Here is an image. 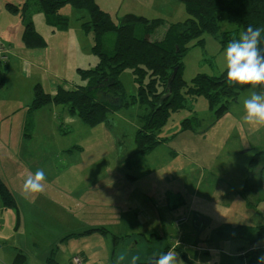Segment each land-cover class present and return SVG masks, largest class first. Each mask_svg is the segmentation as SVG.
<instances>
[{"label": "rangeland", "instance_id": "1", "mask_svg": "<svg viewBox=\"0 0 264 264\" xmlns=\"http://www.w3.org/2000/svg\"><path fill=\"white\" fill-rule=\"evenodd\" d=\"M7 1L19 7L27 0H0V9ZM96 1L103 11L112 12L117 22L130 13L148 19L162 18L169 24L188 18L179 0ZM62 12L70 18L68 32H54L42 12L32 17L46 47L55 50L56 65L50 66L48 73L40 64L25 70L23 62L9 54L16 50V44L25 48L21 44L24 22L21 12H10L5 5L0 12V41H13L10 52L7 49L10 61L2 62L0 56V82H5L0 87V120L4 119L2 122L9 125L14 122L15 130H20L11 137L2 131L0 180L16 195L23 212L37 217L48 228L80 225V232L98 227L108 232L103 235L93 231L63 240L52 246L56 249L53 256L63 258L59 257V263L64 260L68 263V250L75 254L77 249H85L87 264H114L117 255L114 258L113 236L155 233L163 237L170 249L178 247L182 250L194 264H244L239 259L245 252L241 248H249L251 240L222 237L219 228L224 224L234 227L264 225V200L249 206L244 195L250 163L257 152L264 151V127L251 126L242 119L241 98L247 95L251 86L221 112L212 108L205 96L186 95L187 106L172 113L161 131L164 142L146 154V169H127L122 164L137 154L135 138L141 127L140 118L146 113L144 105L137 99L138 85L131 69H126L120 76L130 97L128 107L121 108L108 121L90 127L67 107L53 105L47 115L51 121L41 120L39 134L30 143L26 138L35 134V112L30 131L26 123L35 87L40 84L44 91L53 94L57 88L49 87L52 82L67 90L87 85L81 80L79 70L94 69L97 65L92 52L93 33H86L83 26L90 22L89 14L71 4ZM16 23L21 32L8 35L5 27ZM235 29L238 28L234 24L222 23L221 32ZM165 30L166 27L158 29L153 40L161 39ZM221 32L217 36L205 34L204 47L197 46V41L189 44L190 50L183 60L186 82L198 74L215 77L226 70ZM25 50L41 54L40 49ZM15 53L18 55L17 50ZM38 58L44 59L38 55L26 60L32 63ZM12 109L11 116L5 118V113ZM21 114L24 124L20 121ZM22 135L24 140H20ZM37 169L46 174L44 191L25 196L22 193L24 181ZM259 175L264 196V169ZM4 214L3 232L11 237L15 223L12 225L10 216L15 218L16 212L6 209ZM182 218L185 221L179 224ZM22 224L21 240L28 264H54L47 263V257L41 258L47 243L44 236L39 237L43 231L35 230L29 223L25 233V221ZM34 239L41 242L38 247L32 245ZM256 245L264 246V240ZM138 247V244L133 245V254V249ZM144 248L140 246L136 254L145 256L141 251ZM149 252L152 254L151 250ZM177 252L184 261L182 254Z\"/></svg>", "mask_w": 264, "mask_h": 264}, {"label": "trees", "instance_id": "2", "mask_svg": "<svg viewBox=\"0 0 264 264\" xmlns=\"http://www.w3.org/2000/svg\"><path fill=\"white\" fill-rule=\"evenodd\" d=\"M179 1L183 4L188 18L170 24L162 18L148 19L134 13L127 14L117 22L111 13L101 9L96 0H27L19 7L11 2L6 3L8 11L22 13L23 43L29 49H42L47 46L44 37L35 29L33 14L44 13L47 23L52 28L66 31L70 19L62 9L68 4L89 14L90 22L84 23L83 26L86 33L92 32L94 37L92 52L97 59V65L94 69L79 70L81 80L86 81L87 85L77 86L72 90L59 86L55 93L50 94L38 84L34 89V100L29 108L26 123L29 131L33 128L32 114L50 105L67 107L90 127L108 121L111 115L131 103L120 81L122 73L126 69H131L134 81L138 85L137 99L144 105L146 113L140 118L141 127L135 138L137 154L124 160L122 164L127 169L145 168L146 154L164 142L160 134L171 114L187 106L186 95L193 98L205 96L212 108L216 107L218 112L226 109L232 101H236L250 86L229 82L226 70L215 77L198 74L190 82H186L183 78V60L190 50L189 44L192 41H197V46L204 47L203 36L205 34L217 36L221 32L223 22L234 24L238 28L234 31L221 32L224 47L232 39L238 38V34L249 25L264 28V0ZM161 27H166L163 37L153 40L154 34ZM261 35V47H264V32ZM262 169L264 151L256 153L248 169L244 195L249 206L257 205L260 200H264L263 183L259 175ZM259 183L261 184L257 188ZM0 200L4 208L14 209L19 213L14 193L2 180ZM93 231L108 234L104 228L89 229L84 231V234H91ZM219 235L230 239L251 240L249 248H241L242 251L245 249V252L239 259L244 264H257L258 257L264 255V246L256 245L264 240V225L234 227L224 224L219 228ZM163 240V237L155 233L149 236H113L114 258L118 252L125 249L132 255L131 248L138 244L139 247H145L141 250L145 256H141L138 264H146L148 257L170 249ZM136 249H133L134 254ZM175 250L182 254L186 264H194L178 247ZM22 258L18 255L16 264H26Z\"/></svg>", "mask_w": 264, "mask_h": 264}, {"label": "crops", "instance_id": "3", "mask_svg": "<svg viewBox=\"0 0 264 264\" xmlns=\"http://www.w3.org/2000/svg\"><path fill=\"white\" fill-rule=\"evenodd\" d=\"M4 1H6V0H4ZM7 2H9V1H7ZM6 3H3L1 5L2 8L0 9V12L4 10V5ZM109 13L112 14V12H109ZM13 27H15V28H13ZM5 28H6V32L8 35H17L21 32L20 26L18 23L14 24V25H7ZM56 31L57 30H55L54 32H56ZM68 31L66 30V32H68ZM0 42H1L0 43V50L2 51V52H0L1 60H2V62H9L11 58L7 55V52H8L7 49L10 52L11 48H13V43H12L13 41H5V42L0 41ZM21 44L23 45L22 47H25V48L21 49L20 45L16 44V47H17L16 50L18 51V53H17L18 55H16V53H15L16 50L12 51V53H9V52L8 53L11 56L12 55L16 56L14 58L17 59L19 62L22 61L25 70H27V68L29 66L31 68L33 66L36 67L37 64H40L42 66L44 72H46V73L51 72L50 66L56 65L55 50L48 49V47H46V49L45 48L40 49L41 52H39V53H41V54H38L37 52H28L27 50H25V49H29V48H27L24 45L23 41H21ZM3 49H6V50L3 51ZM30 50H34V49H30ZM38 55L41 58L43 57L44 59L43 60H41L40 58H38V60L34 59L32 63H31V61L26 60V59L31 58V57L37 58ZM16 66H18V65H16ZM64 80L65 79H63V81ZM4 84H5V82L1 81L0 87H3ZM55 84H56L55 82H52V84H49V87L55 88V86H56V88H58L57 84L56 85ZM55 92H53V93H55ZM52 107H53V105H50L46 108L35 111V113H34V119H35V124H34L35 132L34 133L35 134L31 137L26 138L27 140L30 141V143L33 142V140H34L33 138H35V135L39 134L38 133V130H39L38 126L40 125V123L51 121V118H48L47 115H49L50 112L52 111ZM21 109H23V108H21ZM21 109H19V110H21ZM12 112H13V109L8 110L4 115V116H6L5 118H9V116H11ZM3 120L4 119L0 120V138L2 136L3 130L10 137H11V135H13L15 133V131L17 134L20 132L19 129L15 130L14 122H12V124L9 125V124H4L5 122H2ZM41 120H43V122ZM20 121H21V124L25 123V119H24L23 114H21V120ZM52 122L55 123L54 120H52ZM33 123H34V120H33ZM21 124H18V125L20 126ZM24 139H25V137H23V135H22L20 140H24ZM167 164H171V163L168 162ZM15 197H16V195H15ZM16 199H17V197H16ZM17 201H18V199H17ZM18 205H19V213L16 210L12 209L16 212L15 218H13V217L11 218V216H10V219H12V225H14V223H15V228L13 231L14 235L11 237H7V235H5V232H3L4 219H5L4 213H5L6 208H4V205L2 204V201L0 200V264H16V260H17L18 255L20 257H23L22 259L26 261V264H28L27 256H26V253L23 249L22 240H21V234H22V230H23V228H22L23 227V224H22L23 221H25V223H26L25 233L29 230V225H30L29 223L33 224L35 230L43 231L39 237L44 236L47 240V243H46V251L41 256V258L44 260V258L47 257V259H46L47 263L54 262V264H72V259L74 257H79L82 261V264H87L86 262L88 260V253L85 249L84 250L83 249H81V250L77 249V253H75V254H73L71 250H68V252H67L68 263L65 260H64V262L59 263V257H60V259H63V258L61 256H57V259H56L53 256L55 254L56 249H52V246L56 245L59 242H62L63 240L75 238L77 236L84 234V232H80V225H73V226L63 225L62 227H52V228L50 227V228H48V227L42 225V223H40V221H38L37 217L32 218L30 215H27V213L25 214L22 210V207H21V204L19 201H18ZM38 212H39V210H38ZM36 215H37V213H36ZM184 221H185V219L182 218L178 221V223L181 224ZM98 228H100V227H98ZM85 231H87V230H85ZM40 243L41 242H39L38 239H34L32 245L35 247H38ZM43 245H45V244H43ZM8 248H10V251L8 250Z\"/></svg>", "mask_w": 264, "mask_h": 264}, {"label": "clouds", "instance_id": "4", "mask_svg": "<svg viewBox=\"0 0 264 264\" xmlns=\"http://www.w3.org/2000/svg\"><path fill=\"white\" fill-rule=\"evenodd\" d=\"M264 28L249 25L238 38L225 46L226 75L231 83L251 86L247 95L241 98L243 121L251 126L264 127V47H261ZM46 174L37 169L28 175L23 184L25 196L44 191ZM139 254L129 255L125 249L117 253L114 264H138ZM146 264H184L175 249L153 255L146 259ZM257 264H264V255L258 257Z\"/></svg>", "mask_w": 264, "mask_h": 264}, {"label": "built area", "instance_id": "5", "mask_svg": "<svg viewBox=\"0 0 264 264\" xmlns=\"http://www.w3.org/2000/svg\"><path fill=\"white\" fill-rule=\"evenodd\" d=\"M72 264H82V261L79 257H74L72 259Z\"/></svg>", "mask_w": 264, "mask_h": 264}, {"label": "water", "instance_id": "6", "mask_svg": "<svg viewBox=\"0 0 264 264\" xmlns=\"http://www.w3.org/2000/svg\"><path fill=\"white\" fill-rule=\"evenodd\" d=\"M173 79V78H172Z\"/></svg>", "mask_w": 264, "mask_h": 264}]
</instances>
